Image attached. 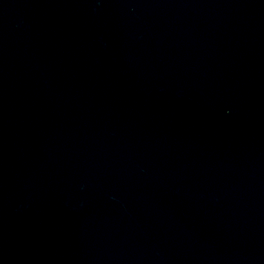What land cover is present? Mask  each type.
<instances>
[{"label": "water", "instance_id": "1", "mask_svg": "<svg viewBox=\"0 0 264 264\" xmlns=\"http://www.w3.org/2000/svg\"><path fill=\"white\" fill-rule=\"evenodd\" d=\"M0 264H264V0H0Z\"/></svg>", "mask_w": 264, "mask_h": 264}]
</instances>
